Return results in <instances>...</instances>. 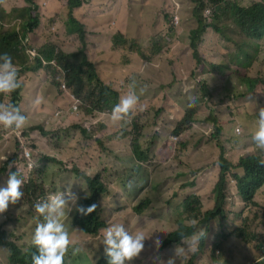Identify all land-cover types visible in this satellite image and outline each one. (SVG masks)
I'll use <instances>...</instances> for the list:
<instances>
[{
	"label": "rangeland",
	"instance_id": "rangeland-1",
	"mask_svg": "<svg viewBox=\"0 0 264 264\" xmlns=\"http://www.w3.org/2000/svg\"><path fill=\"white\" fill-rule=\"evenodd\" d=\"M58 1L33 0L36 10L44 15L43 20L21 42L24 56L19 53L17 60L13 59L22 86L16 106L27 119L19 130L0 126V167L14 155L19 169L14 172L24 174V170L26 173L23 152L29 150L34 168L42 173V181L46 172L43 191L69 190L76 194L77 203L85 190L82 180L68 171L75 166L90 177L101 171V180L108 192L100 197L99 205L108 226L120 223L130 233L145 236L144 248L131 264H168L170 260L173 264H213L212 257L218 263L225 260L228 264H264V253L256 250L257 242L253 239L247 243V238L235 234L221 238V246L214 253L210 252L209 244L191 255L197 250L196 234L185 238L183 244L174 243L173 248L163 245L167 235L177 229L179 219L189 224L182 206L186 197H197L198 207L203 211L214 205L221 144L230 162L235 163L247 154L257 155L264 162V148L253 140L259 110L264 108V89L258 97L259 83H255L253 100H248L247 88L240 79L244 72L235 70L237 75L231 76L234 69L229 67L226 71L231 74L224 80L210 73L209 65L213 63H230L234 68L230 61L233 42L209 30L199 47L204 63L197 69L188 47L189 31L196 23L190 15L193 4L189 5L187 0H87L84 10H73L71 15L64 0ZM29 6L26 0H0V33L12 30L21 33L26 18L22 9ZM164 10L171 11V18L163 15ZM39 28L42 29L36 34ZM176 28L179 35H175ZM99 29L103 36L96 35ZM78 30L83 31L84 45ZM230 30H226V36L230 35ZM97 37L101 39L97 41ZM121 37L136 39L138 46L144 49L158 41L164 48H160V56L146 62L137 52L128 51L127 41H122ZM42 47L64 54L83 50L73 59L75 64L85 56L94 63L103 82L116 89L126 78L121 70L133 71L132 76L139 78L134 85L139 99L131 110L143 106L133 125H127L124 131L127 135L118 131L123 121H114L107 113H88L93 108L92 103L65 85L64 73L52 72V66L46 72H27L22 65L23 59L32 67L36 51ZM250 55L252 63L264 57V40L263 45L250 50ZM251 70L253 74L260 70L264 78V63L252 66ZM193 71H196L194 77ZM202 81L211 88V96L204 99H200ZM61 84L66 86L65 91ZM169 84L171 87H166ZM129 91L133 90L126 88L122 97ZM241 93L246 96L241 97ZM189 97L195 100L190 102ZM188 109L193 111L192 123L185 126L179 136H174L173 128ZM137 136L147 157L141 163L130 151V142ZM89 158L93 161L92 167L86 164ZM7 178L8 174L2 171L0 187L6 186ZM51 179L52 183L48 184ZM226 190V200L239 212L243 203L236 197L230 178ZM38 192L25 204L18 205L19 199L0 213V227L21 247L23 241L28 242L34 222L31 204ZM144 198L149 200L146 206L141 203ZM254 199L257 206L243 205L237 216L240 219L245 215L242 220L245 225H224L222 228L231 233L244 228L249 235L250 232L255 236L262 234L264 240V184L256 191ZM76 212V207L72 206L64 220L70 239L66 264H97L105 253L103 230L98 236L78 230L71 220L72 213ZM213 229L217 233L221 231L218 225H213ZM77 248L79 251L75 252ZM7 255L8 251L0 247V264H7Z\"/></svg>",
	"mask_w": 264,
	"mask_h": 264
},
{
	"label": "trees",
	"instance_id": "trees-1",
	"mask_svg": "<svg viewBox=\"0 0 264 264\" xmlns=\"http://www.w3.org/2000/svg\"><path fill=\"white\" fill-rule=\"evenodd\" d=\"M16 1V0H13ZM87 0H64L63 3L67 7L69 15L72 14L73 10L82 6ZM167 1V0H164ZM170 2H176L179 0H169ZM30 4L29 7L23 8L22 11L25 13V20L23 21L22 32L17 31H4L0 33V50L2 53H8L12 59L17 60V56L20 53L24 56L23 49L24 46L21 44L29 32L33 31L38 27L40 21L42 22L44 15L37 11V7L34 5L33 0H26ZM189 5L193 4L191 7L190 15L196 23V27L189 31V49L191 52V57L195 68H200L204 63V59L200 55L199 47L202 43L203 37L212 30L213 33L218 36H224L226 41H232L234 47L231 50L230 63L225 64H210V73L216 74L221 80L227 78L231 71H226L229 67L234 69L231 76H236L235 70H240L244 72L243 77H241V83L247 88L248 100H253L254 93L256 92L255 83H259V91L257 96L260 97V92L264 89V78L261 76L262 72L257 70L255 74L252 73L251 67L256 65H262L264 63V57H260L256 63H252V56L250 55V50L255 46L263 45L264 40V0H187ZM12 4V3H11ZM10 4V5H11ZM174 6V5H172ZM36 10V11H35ZM207 10V13L205 14ZM181 12V11H180ZM179 12V13H180ZM168 14L171 18V11L166 10L163 15ZM162 15V19H163ZM180 18V15H179ZM165 20L168 21L167 16ZM49 25V23H48ZM82 29V26L79 25ZM39 28L35 31L38 34ZM230 30V35L226 36V30ZM79 31V37L81 44L84 45L83 41V31ZM167 33V31H165ZM184 33V31H183ZM175 35H179L177 28L175 29ZM235 38V39H233ZM121 40H126L121 37ZM127 50L130 52H137V56L146 62L152 61L154 58L160 56L164 45L158 41L156 44H149L147 49L138 46L136 39L126 40ZM125 42V41H124ZM138 46V47H137ZM201 49V48H200ZM83 50L79 53L64 54L58 50L47 49L42 47L40 50L36 51L35 63L32 67L29 63H26V59H23L22 65L29 71H43L46 72L51 68L55 73L62 75L64 73L65 85L72 89L77 96L82 95L90 101L93 108L88 110V113L93 111H98L100 113H107L108 117L111 118V113L113 107L119 103L122 94L126 92V88L135 91V81L139 78L132 76V72L128 73L126 70H121V73L126 76L123 83L119 85V89L114 86L103 82L101 75L96 72L94 63L89 61L85 56L82 57L81 61L77 64L73 61L79 54H82ZM193 71L191 75L195 76ZM19 76V71H18ZM64 86L66 90V86ZM60 86V85H59ZM58 86V87H59ZM171 87V84L166 87ZM21 85L18 89L10 94H0V104L7 105L9 103L16 105L20 99ZM163 85H161V89ZM170 89V88H168ZM209 84L206 81L201 82V98L204 99L211 96ZM246 94L241 93V97H245ZM143 105H138L136 110H130L128 113L124 114L121 121L124 124H119L118 131L122 134L126 130L127 125H133L134 119L140 114V109ZM120 121V120H118ZM193 121V111L188 109L185 111L184 116L177 122L176 126L172 130L174 136H179L183 131L184 127L191 124ZM212 122V120H211ZM213 123V122H212ZM38 128V127H37ZM36 128V129H37ZM127 135V134H126ZM130 151L133 158L141 163L146 160V154L141 149L138 141V136L131 140ZM21 157L19 156V159ZM49 159V157H48ZM92 159H88L86 164L92 167ZM95 162V161H94ZM56 163V162H55ZM62 163V162H57ZM219 166L218 179L214 186V205L211 209L206 211L201 210L198 207L199 200L195 196L189 195L182 202L184 211L186 212V221L189 222L187 225L183 218L179 219L177 222V229L171 231L163 245L166 247L173 248L174 243L180 241L181 244L185 241V238L198 235L197 236V250L191 252L194 256L199 250L207 248L210 244V252L214 253L221 244L219 240L225 236H243L247 243H250L253 239L257 242L256 250L264 253V240L263 235H254L253 232L247 233L244 228H237L236 232L231 233L225 231L222 227L224 225H245L243 219L245 215H242L240 219L237 216L242 212L244 207L257 206L255 203V193L264 184V162L257 155L247 154L241 156L237 159L235 163L227 160L225 156V150L223 145L219 146V157L217 160ZM32 166L27 170V174H20L16 172L18 177L23 180L21 185V191L23 196L20 198L18 205L25 204L29 197L34 195L37 191V196L33 199L31 204V210L34 214V222L29 233L28 242L23 241V247H21L15 240L11 239L10 234L0 227V247L8 251L7 264H32V255L36 253V247L32 243V236L35 227L38 223L43 222V217L35 211L34 205L41 202L53 193H56V189L51 192H44L42 187L44 182H46V172H44L43 181L41 179L42 173L39 169ZM17 169V164L14 163V155L4 162L2 167H0V174H9V172H14ZM73 173L77 179L82 180V184L85 192L79 198L77 205L88 206L95 204V211L88 215H83L79 212L72 213L71 220L73 226L78 230L84 232L86 235H99V233L108 227L107 218L104 219L103 208L100 207V197L108 192L104 182L101 180L102 172L98 171L93 176H88L81 172L77 167H73L70 171ZM234 182L236 197H239L242 205L239 212H236L235 207H232L228 200H226V193L228 190V179ZM53 179V178H52ZM52 179L48 184L52 183ZM55 188V185L52 186ZM144 206L149 203V200L144 198L141 201ZM142 205H140V208ZM250 210V209H249ZM254 210V209H252ZM68 216L65 217V219ZM234 217L235 220H232ZM263 219V213L261 215ZM64 219V220H65ZM195 223H192V221ZM213 225H218L221 229L219 233L215 232ZM97 235V236H98ZM168 243V244H167ZM213 255V254H212ZM65 255L64 264H66ZM108 257L106 253L101 256V261L97 264L106 263ZM213 264H228V261H222L218 263L214 257H212ZM187 264H190L188 262ZM263 264V263H258Z\"/></svg>",
	"mask_w": 264,
	"mask_h": 264
},
{
	"label": "clouds",
	"instance_id": "clouds-1",
	"mask_svg": "<svg viewBox=\"0 0 264 264\" xmlns=\"http://www.w3.org/2000/svg\"><path fill=\"white\" fill-rule=\"evenodd\" d=\"M19 87L18 69L12 57L8 53H0V94H10ZM138 99L135 91H129L121 97L119 103L112 109V120L123 119L124 114L136 106ZM194 100L195 97H189L190 102ZM26 119L18 106L11 103L0 104V126L19 130L24 127ZM257 125L253 140L259 147L264 148V108L259 110ZM22 183L23 180L16 172H9L6 186L0 187V213H3L10 203L15 204L23 196ZM77 199L75 193L66 190L51 194L47 199L34 205L35 211L43 217V222L36 225L32 236V243L36 247V253L32 255V264H64L70 245L69 232L64 223L65 217L72 206L83 215L92 213L96 208L95 204L77 205ZM144 240L145 236L142 233L132 234L120 223L111 224L103 229V244L108 264H131L133 258L144 248ZM74 251L78 252L79 249ZM168 264L173 262L170 260Z\"/></svg>",
	"mask_w": 264,
	"mask_h": 264
},
{
	"label": "built area",
	"instance_id": "built-area-1",
	"mask_svg": "<svg viewBox=\"0 0 264 264\" xmlns=\"http://www.w3.org/2000/svg\"><path fill=\"white\" fill-rule=\"evenodd\" d=\"M206 13H207V10H206L205 14ZM174 22L177 23L176 17H174ZM61 87L63 90L65 89L63 85ZM23 155H24V158L26 160L27 169H30L33 166V162L30 160V152L28 150H26L23 152Z\"/></svg>",
	"mask_w": 264,
	"mask_h": 264
},
{
	"label": "crops",
	"instance_id": "crops-1",
	"mask_svg": "<svg viewBox=\"0 0 264 264\" xmlns=\"http://www.w3.org/2000/svg\"><path fill=\"white\" fill-rule=\"evenodd\" d=\"M56 2H57V3H59V1H58V0H56ZM85 6H86V4H82V6H81V7L77 8V9H75V10H78V9H80V10L82 11V10H84ZM164 12H165V10H164ZM164 12H163V14H164ZM47 13H49V14H50L51 12H47ZM111 23H112V22H111ZM113 23H114V22H113ZM95 33H96V35H102V36L104 35L103 33H101V29H99V30L95 31ZM89 36H90V35H89ZM91 36H92V34H91ZM93 36H94V33H93ZM102 36H101V37H102ZM101 37H97V41H98V40H100V39H101Z\"/></svg>",
	"mask_w": 264,
	"mask_h": 264
}]
</instances>
